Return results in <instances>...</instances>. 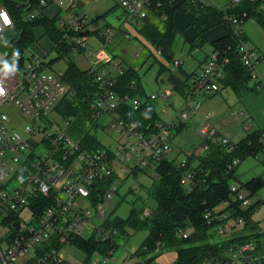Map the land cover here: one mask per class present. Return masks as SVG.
I'll list each match as a JSON object with an SVG mask.
<instances>
[{
	"label": "built area",
	"instance_id": "built-area-1",
	"mask_svg": "<svg viewBox=\"0 0 264 264\" xmlns=\"http://www.w3.org/2000/svg\"><path fill=\"white\" fill-rule=\"evenodd\" d=\"M240 1L232 0V3ZM79 2L83 3L82 7ZM85 2L86 0H0V44L5 39L8 42L14 36V33L12 37L9 35V32H15L14 9L23 7L20 18L34 20L45 17L47 8L52 5L59 8L52 17H57L62 41L71 49L87 48L85 53L89 62L88 71L96 84L90 102L88 125H95L107 137V131L116 135L113 145H102L98 149L81 147L69 134L72 118L63 116L58 110L62 101L74 94L62 83L61 74L47 72L41 58L29 57L18 65L12 58H6V53L0 48V109L14 108L26 120L19 130L15 129L10 125L8 115L0 111V264H16L28 250H31L32 257L36 248L51 244L53 246L39 257L40 264H50L56 259L73 264L71 259L63 256L64 248L73 246L71 241L82 237L87 225H91L89 236L94 234L103 242L112 241L117 248L120 244L124 245V241L116 239L117 230L105 225L110 214L107 215L98 205L105 199L112 202L114 196L120 195V188L132 176L133 171L154 170L156 164L171 151L170 138L175 124L171 119L161 118L152 132L143 134L116 115L115 111L120 105L127 104L137 109L141 101L129 92L119 95L114 89L116 77L123 73V68L108 59L104 45L98 49L87 47L89 42L97 43L99 40L94 34L96 28L93 22L83 11ZM115 2L122 8L126 21L131 22L133 30L160 4L159 0ZM190 2L206 4V0ZM8 3L13 7H8ZM260 7L264 11V0H261ZM246 16V13L226 16L233 35H244L242 26ZM160 17L165 19L164 14ZM107 34H111L109 28ZM236 54L249 71L251 79L260 83L257 66L263 57L257 54L254 45L247 40H240ZM4 61L9 65L15 61V70H6ZM227 62L217 52H211L206 58L183 97L182 107L176 113L180 122L197 114L201 106L199 98L211 97L220 89L219 80L223 77V67ZM180 65V60H174L170 70L173 72ZM134 89L135 81L132 80L130 90ZM173 93L171 88H165L159 95L148 96L155 102L160 100L164 104L165 108L160 109V113L164 115ZM210 119V114L200 116L199 133L203 139L196 154L208 149L207 140L221 145L227 152L233 151L235 142L221 135L210 123ZM178 163L185 167V157ZM239 164L238 159H233L228 170ZM107 179L111 181L103 194H92L91 189L99 188ZM180 183L190 190L195 185L193 172L186 170ZM230 191L233 199L240 201L243 207L251 205L252 202L244 197L237 183L230 184ZM97 196L100 201L93 204ZM135 201L142 202L134 194L132 203ZM133 206L141 207L140 219L152 215L153 208L145 202L140 206L131 205ZM93 219L98 220V223L94 224ZM204 219L214 225L217 235L224 236L218 242L224 241L226 246L220 251L219 257L202 264H264L263 241H236L234 233L242 226V218H232L230 212L214 208L204 213ZM15 222L19 223L17 229L14 227ZM179 234L183 238L187 236L186 232ZM116 250L110 249L106 253L95 250L85 264H109Z\"/></svg>",
	"mask_w": 264,
	"mask_h": 264
},
{
	"label": "trees",
	"instance_id": "trees-1",
	"mask_svg": "<svg viewBox=\"0 0 264 264\" xmlns=\"http://www.w3.org/2000/svg\"><path fill=\"white\" fill-rule=\"evenodd\" d=\"M174 0H159V6L153 10L154 15H148L140 25L135 27L136 38L147 49L146 58H153L152 65H157L156 82L168 84L171 89L185 97L190 85L196 76V72L184 73L181 67L178 70L180 75L173 73L169 65L174 61L172 50L177 30L174 27V15L177 12L189 13L191 15L190 25H192L197 35L195 39H185L190 50L202 46L206 40L203 38V22L200 19L202 13H213L221 19V22L227 29L226 35L214 41L209 42L212 52L219 53L220 57L226 58L228 62L223 67V77L219 80L220 88H230L238 95H243L250 90H255L248 86L251 80L250 73L241 63L239 55L236 54L237 46L240 40H246V37H237L233 35L231 27L226 16H240L246 13V18L254 19L264 30V11L261 10V0H241L237 4L229 3L224 9L215 8L207 4H192L190 0H182L181 3L173 5ZM12 8V4L8 3ZM23 7L14 9L16 17L14 19L15 32L12 39L6 44V58H12L18 65L26 59L25 51L37 40L34 37V30L41 26L44 34L51 41H54L59 49L70 48L68 44L62 41V34L57 24V17L46 18L38 17L34 20H25L20 18ZM164 14L163 20L160 16ZM155 19H158L155 23ZM102 29L95 30L103 43L106 35ZM154 49L160 60L151 53ZM18 52V56H14ZM114 59V56H112ZM206 60V59H205ZM204 60V61H205ZM123 73L116 77L114 89L119 95L129 92L140 99V106L133 109L124 104L116 109V115L124 119L127 123L135 126L143 134L152 132L155 124L161 121L157 111V102L150 99L146 94L142 76L139 70L133 66H125ZM183 74V76H182ZM132 80L135 81V89L130 90ZM61 81L70 88L74 94L65 98L59 105L58 110L63 116L71 117L72 123L69 134L75 138L81 147L87 149H98L102 145L98 141L96 126L89 127L90 102L96 90V84L93 81L92 74L88 69L81 70L77 65L68 63L66 70L61 74ZM182 125V123H178ZM174 124V129H179V125ZM208 149L201 154L194 151L185 156L186 166L181 167L175 159L164 157L154 170L151 171L152 184L149 194L154 202L152 215L145 219L139 218L141 207H131L127 217L120 218L111 216L105 220L107 227L117 230V238L125 243L129 235L127 229L134 232L146 231L147 236L140 246L129 255V260L135 259L129 264H157L156 258L165 251H175L176 260L173 264H202L206 260L219 257L220 251L225 248V242L212 243L211 229L213 224H209L204 219V213L207 210L217 208L221 204L225 205L224 211L230 212L232 218H242L243 224L240 229L234 233L236 241L243 242L253 240L256 243L264 242V231H260L257 223L252 219L253 214L263 202L257 200L250 206L243 207L240 201L234 200L230 191V179L234 178L236 167L228 170V166L233 159L240 162L246 157H256L262 154L261 162L264 165V130L256 129L248 133L241 140L235 142L236 147L233 151L227 152L225 148L217 143L207 140ZM138 169L132 172L144 171ZM188 170L193 172L195 185L189 190L180 183L184 172ZM111 179L105 180L99 188H92V194H100L106 190ZM236 182V181H235ZM239 190L248 191L246 197L250 199L256 196V193L264 187V180L260 177L252 178L246 183L238 184ZM100 201L96 197L93 204ZM243 207V209L241 208ZM180 232H186V238H183ZM71 245L78 248L85 254V263L90 260L93 251L98 250L106 253L107 250L117 249L112 241L103 242L93 234L87 238L76 237L71 241ZM51 246L46 245L34 250V256L30 257L28 262L40 264L41 257ZM50 264H71L63 259H56Z\"/></svg>",
	"mask_w": 264,
	"mask_h": 264
},
{
	"label": "rangeland",
	"instance_id": "rangeland-1",
	"mask_svg": "<svg viewBox=\"0 0 264 264\" xmlns=\"http://www.w3.org/2000/svg\"><path fill=\"white\" fill-rule=\"evenodd\" d=\"M231 0H209L208 3H212L217 7H226L229 5ZM86 5L84 10L93 24L99 28L105 29L108 27L111 30V34H107L108 43L104 46V49L108 55L114 59L112 62L118 64L120 67L133 66L140 71L142 76V83L144 90L147 95L159 93L168 88V84L161 83L158 84L155 80L157 65H152L153 58H146L148 53L147 49L143 47L142 43L136 38L135 31L132 28L130 21H126L122 8L116 5L115 0H96L88 1L86 0ZM48 10V8H47ZM79 10V9H78ZM50 11V9H49ZM82 11V10H80ZM184 16H179V18ZM186 18V16L184 17ZM155 19L153 21H157ZM242 31L246 37V40L251 42L258 55L262 56L260 64L264 62V30L258 25V23L252 19L248 18L245 20ZM13 31L9 32V35L13 36ZM126 34L127 36H125ZM124 35V36H123ZM34 37L37 39L24 53L25 58L35 57L41 58L45 62V69L47 72L52 74H63L66 70L68 63H73L80 68L86 67V53L85 50H77L65 48L59 49L55 47L54 41H51L47 35L44 34V30L41 26H38L34 30ZM95 48L102 47L101 44H96ZM98 43V42H97ZM6 39L0 44V48L4 53L7 52L6 49ZM55 45V46H53ZM89 47V43L87 44ZM174 59L182 61L180 65L181 69L186 73H191L198 69V65L201 61H204L206 55H210L211 46L209 43H204L201 49L190 50L188 43L184 42L183 37L180 34L176 35L175 41L172 46ZM138 52V54H137ZM151 53L155 58L160 60L158 53L151 49ZM94 60V58H93ZM203 63V62H202ZM171 65H169L170 68ZM174 73L180 75L181 72L178 68L173 70ZM183 76V74H182ZM257 81L250 80L248 86L253 88ZM262 84V86H261ZM201 106L197 115L202 116L204 114H210V123L220 130V132L227 137H230L234 141H239L246 134L253 132L256 129H264V78L261 80L259 85L255 86V90H250L249 92L238 95L232 89L220 88L214 95L207 98H199ZM157 103L163 104L160 100ZM163 107V106H162ZM161 108H159L160 110ZM0 111L5 112L9 117V123L15 129H20L22 124L26 122L24 118L19 116L18 112L14 108L3 109ZM168 111V110H167ZM176 115V112H174ZM178 117V116H177ZM193 115H190L186 122V128L177 135V137L170 143L171 151L168 154V158L175 159L179 162L186 155L190 154L195 148L200 146L201 137L199 136V126L200 123L192 120ZM251 128H247L248 126ZM96 134L98 141L101 145H113V139H116L114 133L107 131L106 135L99 132V128H96ZM180 149V150H179ZM179 151H181L179 153ZM262 154H259L256 158L251 159L250 162H254L261 166ZM249 161H244L240 163L236 168V173L240 172L245 164ZM151 173V171H150ZM150 176L152 175L149 174ZM237 175V174H236ZM258 174H248L246 176H239L238 180L230 179V183L239 184L240 181L249 179L252 176ZM140 176L139 178H141ZM139 179L135 182H130L129 184L133 187L139 188ZM236 181V182H235ZM150 188L143 197H147V205L153 207L154 202L149 194ZM244 197L249 195L248 191H243ZM137 197H140L137 195ZM259 199L263 200V203L259 205L257 211L253 214L252 219L259 223L261 230L264 231V188L256 195L250 198L251 202H255ZM132 198L128 196L125 200H122L119 195L114 196L112 202L105 199L98 208L104 210L107 215H115L120 217H125L131 205L140 206L142 202L135 201L131 202ZM217 208L224 209V204H221ZM243 209V207H241ZM93 223H98V220L93 219ZM91 231V225H87L82 232V237L87 238ZM212 236L210 241L212 243L218 242L224 238V236L217 235L215 233V228L211 229ZM144 232H139L135 237L142 236ZM31 250H28L24 256L20 257L16 264H35L30 263ZM130 254V246L127 243L120 244L117 250L112 256V260L109 264H125L127 262L126 256ZM63 256L65 258L71 259L73 264H85V254L73 247L66 246L64 248ZM176 260L175 251H165L161 253L156 258L157 264H173Z\"/></svg>",
	"mask_w": 264,
	"mask_h": 264
},
{
	"label": "crops",
	"instance_id": "crops-1",
	"mask_svg": "<svg viewBox=\"0 0 264 264\" xmlns=\"http://www.w3.org/2000/svg\"><path fill=\"white\" fill-rule=\"evenodd\" d=\"M94 1H96V0H94ZM182 2V0H174L173 1V5H175V4H179V3H181ZM209 2V0H206V4L207 5H212V6H214L215 8H218V9H224V8H226V7H217V6H215V5H213L212 3H208ZM191 3V2H190ZM230 3H232V0L230 1ZM49 9H50V11H49ZM58 10H59V8L57 7V6H55V5H52V6H50L49 8H48V10H46V13H45V17L46 18H53L52 16L53 15H55L57 12H58ZM150 14H153L154 15V12H151V13H149V15ZM179 16H186V18H179ZM190 19H191V15L189 14V13H180V12H177L175 15H174V27H175V29L177 30V32H178V34H180L182 37H183V39L185 40V39H188V40H193V39H195V37H196V35H197V31H196V29L192 26V25H190ZM200 19H201V21L203 22V28H202V30H203V34H202V36H203V38L206 40V42L205 43H209V42H211V41H214V40H216V39H218V38H220V37H223L224 35H226V33H227V29H226V27H225V25L221 22V19L218 17V16H216V15H214L213 13H202V14H200ZM95 26V25H94ZM95 30H97V29H102V31H104L103 33H104V35H106V40L107 41H109L108 40V38H107V28L108 27H106L105 29H103V28H99V27H97V26H95ZM243 34H244V32H243ZM245 36V35H244ZM98 37V36H97ZM98 40H99V42L98 43H96V44H103L104 46H106L107 45V41L105 42V43H103L102 41H101V39L98 37ZM37 41V40H36ZM185 43H187L186 41H184ZM251 43V42H250ZM203 46V45H202ZM202 46H200V47H197V48H195V49H193L192 51H194V50H197V49H201L202 48ZM89 47L90 48H94V49H98V48H95V43L94 42H89ZM88 47V48H89ZM211 52H212V50H211ZM210 52V53H211ZM108 54V53H107ZM137 54H138V52H137ZM109 56V55H108ZM85 57H86V55H85ZM208 57V55H206L205 56V58H204V60L206 59ZM109 60H111L112 61V58L109 56V58H108ZM87 60V59H86ZM175 60V59H174ZM203 62V63H202ZM204 63H205V61H201L200 63H199V65H198V69L197 70H195V72H196V74L199 72V70L203 67V65H204ZM181 64H182V61H181ZM88 65H89V62L88 63H86V67H84V68H80V67H78L79 69H81V70H86V69H88ZM182 70V69H181ZM183 71V70H182ZM140 72V71H139ZM184 72V71H183ZM193 72V71H192ZM257 72H258V74H259V77H260V79L261 80H263V78H264V62L263 63H259L258 64V66H257ZM173 73H174V71H173ZM184 73H186V72H184ZM143 84V83H142ZM168 88H171L169 85H168ZM174 92V91H173ZM182 101H183V98L180 96V95H178L177 93H173V95L171 96V98H170V100H169V104L167 105V107H166V109L168 110V111H166V113L164 114V115H162L161 113H160V110H159V108H162V106H164V104H161V103H156L157 104V111H158V114H159V116L162 118V119H164V120H172L174 123H176V124H178V123H182V125H180V124H178L179 125V129L177 130V129H174V132H173V134H172V136H171V138H170V143L172 142V141H174V139L177 137V135L178 134H180L185 128H186V122L184 121V122H180V120H179V118L175 115V113L174 112H176L177 113V111L182 107ZM163 108H165V107H163ZM199 111V110H198ZM195 120V121H197V122H199L200 123V125H201V120H200V116H199V114L197 115H193V117H192V120ZM200 127V126H199ZM247 128H251V126L249 125ZM262 130H264V129H262ZM218 131H219V133L221 134V135H223L221 132H220V130L218 129ZM198 133H199V131H198ZM199 136L201 137V142H202V136L200 135V133H199ZM224 136V135H223ZM226 138H228V139H230L231 141H233V142H237V140L236 141H234V140H232L230 137H227V136H225ZM245 137V136H244ZM242 139V138H241ZM240 139V140H241ZM200 145H201V143H200ZM199 148H200V146H198L197 148H195L193 151L195 152V153H198V151H199ZM180 150V149H179ZM192 151V152H193ZM181 151H179V153H180ZM191 152V153H192ZM189 155V154H188ZM167 158H168V154H167V156H166ZM257 157V156H256ZM256 157H246V158H244L240 163H242V162H244V161H249V162H247L246 164H245V166L243 167V169L240 171V172H237L236 173V170H235V172H234V180H238V175L239 176H246V175H248V174H258V175H255V176H252V177H250L249 179H245L244 181H240V183L241 184H243V183H246L247 181H249L250 179H252V178H256V177H260V178H262L263 180H264V165L262 164V162L260 163L261 164V166H259L258 164H255L254 162H250L251 161V159H253V158H256ZM237 169V168H236ZM149 174H151L150 173V170L149 169H145L144 171H139V172H136V174H135V176H130V177H128L126 180H125V183H124V185L120 188V198L122 199V200H125L128 196H130L131 198H132V201H133V195L135 194V198L136 199H139V200H141V201H143V202H147V197H143L144 195H145V193L147 192V189H149L150 187H151V184H152V177L149 175ZM237 174V175H236ZM140 176H142L141 178H139ZM140 180L139 181V188L138 187H133L132 188V185H130L129 183L130 182H135L136 180ZM239 181V180H238ZM264 188V187H263ZM262 188V189H263ZM262 189H260L257 193H256V195L262 190ZM145 192V193H144ZM137 195H139L140 197H137ZM261 202H263V200L262 199H259ZM131 201V202H132ZM259 208V207H258ZM257 211V210H256ZM129 213V212H128ZM128 215V214H127ZM127 215L125 216V217H127ZM112 217L113 216H115V215H111ZM116 217V216H115ZM117 217H120V216H117ZM125 217H120V218H125ZM257 223V225H258V228H260V226H259V223L258 222H256ZM127 231V234L129 235V237H128V240H127V242H128V244H129V246H130V253H132V252H134L139 246H140V244L143 242V240L145 239V237L147 236V232L146 231H140V232H144V234L142 235V236H139V237H135V235L137 234V233H139V232H134V231H132L131 229H127L126 230ZM260 231H263V230H261V228H260ZM126 242V243H127ZM129 255L130 254H128L127 256H126V260H127V262L125 263V264H129V263H131V262H133L135 259H133V260H129Z\"/></svg>",
	"mask_w": 264,
	"mask_h": 264
},
{
	"label": "clouds",
	"instance_id": "clouds-1",
	"mask_svg": "<svg viewBox=\"0 0 264 264\" xmlns=\"http://www.w3.org/2000/svg\"><path fill=\"white\" fill-rule=\"evenodd\" d=\"M14 56H18V52H14ZM3 66L6 70L7 69L15 70V67H16L15 61H13L11 65H9L7 61H4Z\"/></svg>",
	"mask_w": 264,
	"mask_h": 264
},
{
	"label": "water",
	"instance_id": "water-1",
	"mask_svg": "<svg viewBox=\"0 0 264 264\" xmlns=\"http://www.w3.org/2000/svg\"><path fill=\"white\" fill-rule=\"evenodd\" d=\"M78 4H79V6H81V7L83 6V3H81V2H79ZM161 83H163V80L161 81ZM14 227H15L16 229L19 228V223H18V222H15V223H14Z\"/></svg>",
	"mask_w": 264,
	"mask_h": 264
}]
</instances>
